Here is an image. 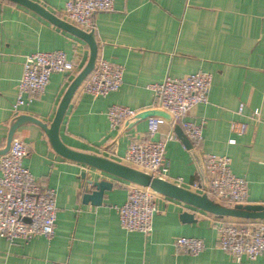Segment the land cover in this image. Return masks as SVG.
I'll return each instance as SVG.
<instances>
[{"label": "crops", "instance_id": "1", "mask_svg": "<svg viewBox=\"0 0 264 264\" xmlns=\"http://www.w3.org/2000/svg\"><path fill=\"white\" fill-rule=\"evenodd\" d=\"M33 1L65 20L68 0ZM93 29L98 58L124 66L123 85L99 98L80 88L61 126L63 143L129 166L124 161L128 147L148 138V121L113 131L109 109L119 105L153 110L151 86L167 77L209 73L213 76L209 103L196 106L186 118L206 122L203 143L195 148L180 125L171 122H165L154 138L176 137L167 145V180L205 194L204 156H229L232 172L247 182L246 205L264 206V0H115L114 11L95 14ZM52 51H64L80 69L89 56L82 40L25 7L0 0V149L15 117L12 108L25 57ZM73 78L54 74L45 95L20 114L51 122ZM240 104H245L243 115L237 114ZM256 109L261 121L252 119ZM232 122L246 123V133H233ZM15 136L28 146L25 167L42 186L57 192L56 233L29 243L12 244L0 237V264H264V258L237 263L218 248L219 226L247 220L219 217L161 194L156 197L153 233L124 231L117 207L125 203L134 184L57 156L37 126H23ZM83 173L88 180L113 184L102 205L83 202ZM93 190L89 187L88 193ZM186 212L194 214L195 221H183ZM181 237L201 239L205 251L199 256L178 253L174 243Z\"/></svg>", "mask_w": 264, "mask_h": 264}, {"label": "built area", "instance_id": "2", "mask_svg": "<svg viewBox=\"0 0 264 264\" xmlns=\"http://www.w3.org/2000/svg\"><path fill=\"white\" fill-rule=\"evenodd\" d=\"M114 4L115 0H68L64 10L65 20L85 31H92L95 14L114 11ZM80 70L79 62L69 59L64 51L36 52L26 56L13 114L17 116L22 108L40 100L54 74L75 77ZM124 73V66L98 58L95 70L81 89L95 98L107 97L120 90ZM212 83L211 74L198 72L179 79L167 77L161 84L150 87L155 95V109L167 112L172 117L171 123L180 125L195 148L204 141L206 122L194 123L186 118L196 106L209 103ZM244 110L245 104H240L237 114L243 115ZM141 112L129 107L112 106L107 113L111 130L121 131ZM252 119L261 121L259 109L254 110ZM147 121L148 138L131 142L124 161L153 178L167 180V145L176 137L171 135L165 140H154L166 121L161 117H150ZM247 128L243 122L231 123V131L239 136L245 134ZM229 143L233 145L236 141ZM27 155V144L15 136L9 153L0 161V237L12 244L17 241L29 243L38 236L51 239L56 233L57 192L42 186L25 167ZM203 164L207 177L205 189L199 188L198 183L193 184L194 188L205 190L218 204L236 206L248 203L247 182L232 172L229 156L207 154ZM156 197L157 193L149 187L131 185L125 203L117 207L121 228L129 233L151 235L157 212ZM217 230L218 248L231 255L237 263L244 259L264 258V222H234L221 225ZM174 246L178 253L191 256H199L206 249L204 242L198 238L181 237Z\"/></svg>", "mask_w": 264, "mask_h": 264}, {"label": "water", "instance_id": "3", "mask_svg": "<svg viewBox=\"0 0 264 264\" xmlns=\"http://www.w3.org/2000/svg\"><path fill=\"white\" fill-rule=\"evenodd\" d=\"M9 2L18 4L25 7L47 22L54 26L70 33L78 39L85 42L89 48V56L85 65L76 74L71 81L69 87L62 96L55 116L49 123H45L42 120L27 114H18L13 118L9 126V132L5 141V145L0 149V156L7 155L11 149L12 141L19 130L23 126L34 125L39 127L45 134V138L51 148V150L57 155L66 160L83 164L89 168L104 172L116 178L127 181L131 184L141 187H149L157 194H161L175 200H178L186 205H189L198 210L219 216L230 217L244 220H261L264 221V206L261 205H236L233 207H226L215 203L208 194H198L191 190L185 189L179 185H176L170 181L160 178H153L149 174L142 172L131 166L122 164L115 160L109 159L102 154L94 152H85L81 150L73 149L63 143L60 130L62 123L65 119L69 106L77 93L82 87L87 78L96 68V63L99 54V44L97 42L95 31H85L66 20L51 13L45 7L33 0H7ZM150 117H161L166 122H171L172 117L165 111L159 109L147 110L141 112L131 121L127 122L125 128L129 129L137 123L147 120ZM204 174L206 177L205 169ZM86 173L82 174V178L86 179ZM207 182V177H206ZM89 187L94 189L91 193H88ZM113 184L106 181H91L86 179L85 183V195L83 202L85 204L91 202L93 205L100 206L103 204V197L106 191H111ZM182 219L185 222L195 221V215L190 213H184Z\"/></svg>", "mask_w": 264, "mask_h": 264}, {"label": "trees", "instance_id": "4", "mask_svg": "<svg viewBox=\"0 0 264 264\" xmlns=\"http://www.w3.org/2000/svg\"><path fill=\"white\" fill-rule=\"evenodd\" d=\"M259 221H261V220H259ZM261 222H264V221H261Z\"/></svg>", "mask_w": 264, "mask_h": 264}]
</instances>
